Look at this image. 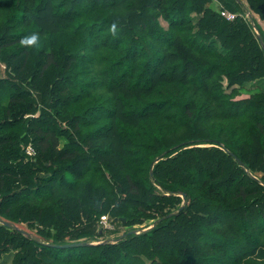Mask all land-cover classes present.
I'll use <instances>...</instances> for the list:
<instances>
[{
	"label": "trees",
	"instance_id": "16d2710c",
	"mask_svg": "<svg viewBox=\"0 0 264 264\" xmlns=\"http://www.w3.org/2000/svg\"><path fill=\"white\" fill-rule=\"evenodd\" d=\"M263 24L264 0H0V264H264Z\"/></svg>",
	"mask_w": 264,
	"mask_h": 264
},
{
	"label": "rangeland",
	"instance_id": "374dc122",
	"mask_svg": "<svg viewBox=\"0 0 264 264\" xmlns=\"http://www.w3.org/2000/svg\"><path fill=\"white\" fill-rule=\"evenodd\" d=\"M211 5H212L214 8H216L217 10H218L219 7H220L219 4H218L216 1L212 2ZM247 11H249L251 14H254V13L251 12L250 10H247ZM254 15H256V14H254ZM263 25H264V24H263ZM2 65H4V64L0 63V76L4 75V70H3ZM263 88H264V83H263V82L258 81L257 83H253V84L249 83V84L246 85V89H245V91H243V94H241L240 97H246V96H248L249 94H251V93H253V92H256V91L262 90ZM151 221H152V220H151ZM151 221H150V222H147L148 224L146 223L147 226H145V227H144V224H142V225H135V229H136V228L139 229V230H136V232H141V231H143V230H146V229L150 228V227L153 225ZM19 227L22 228V229H25V230L27 229V230H28V228H27L24 224H19ZM27 230H26V231H27ZM29 231H30V230H29ZM127 231H129V227H128V226H127V227L119 226V230H118L117 232L112 233V234L107 233V234L105 235V238L103 239V241H104V240L108 241L107 239H109V240H111V241H114L117 237L123 235V234L126 233ZM101 241H102V240H101ZM4 259H5L7 262H9V260H10V255H5V256H4Z\"/></svg>",
	"mask_w": 264,
	"mask_h": 264
},
{
	"label": "built area",
	"instance_id": "2783aa9c",
	"mask_svg": "<svg viewBox=\"0 0 264 264\" xmlns=\"http://www.w3.org/2000/svg\"><path fill=\"white\" fill-rule=\"evenodd\" d=\"M218 10H219L220 16L225 20L231 21L237 17H242L247 22L253 24L252 15L247 10L242 12V13L230 11L227 8H223V7H219ZM255 31L257 32L256 29H255ZM2 67H3V69L5 68L4 65H2ZM23 150L28 157H33L36 154V150H35L32 143L26 144L24 146ZM99 225L101 226V228L106 229V230L114 229V223L109 219V217L107 215H101V217L99 219Z\"/></svg>",
	"mask_w": 264,
	"mask_h": 264
},
{
	"label": "water",
	"instance_id": "95a60500",
	"mask_svg": "<svg viewBox=\"0 0 264 264\" xmlns=\"http://www.w3.org/2000/svg\"><path fill=\"white\" fill-rule=\"evenodd\" d=\"M258 38H259V41L261 42L260 36H258ZM237 162L240 165H243V163L241 162V160L237 159ZM181 197H182V199H184L185 198V193L182 192L181 193ZM1 223L3 225L7 226V227L15 228V229H18L21 232H24V230L22 228H19L18 226H16L14 223H12L10 221H2ZM129 233H138V232H136V230H131ZM82 244H84V242L79 241V242H71V243H66V244H61V245H55V244H50V245L57 246V247H72V246H80Z\"/></svg>",
	"mask_w": 264,
	"mask_h": 264
},
{
	"label": "clouds",
	"instance_id": "9594fccd",
	"mask_svg": "<svg viewBox=\"0 0 264 264\" xmlns=\"http://www.w3.org/2000/svg\"><path fill=\"white\" fill-rule=\"evenodd\" d=\"M36 40L35 36H32L28 42H34Z\"/></svg>",
	"mask_w": 264,
	"mask_h": 264
}]
</instances>
